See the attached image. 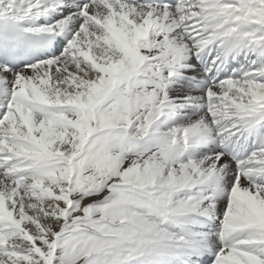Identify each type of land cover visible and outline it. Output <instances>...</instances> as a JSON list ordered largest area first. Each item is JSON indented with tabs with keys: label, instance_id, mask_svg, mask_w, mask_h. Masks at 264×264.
Wrapping results in <instances>:
<instances>
[{
	"label": "snow or ice",
	"instance_id": "snow-or-ice-1",
	"mask_svg": "<svg viewBox=\"0 0 264 264\" xmlns=\"http://www.w3.org/2000/svg\"><path fill=\"white\" fill-rule=\"evenodd\" d=\"M0 264H264V0H0Z\"/></svg>",
	"mask_w": 264,
	"mask_h": 264
}]
</instances>
